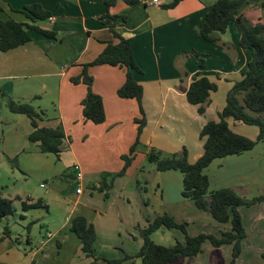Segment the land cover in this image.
<instances>
[{
	"label": "crops",
	"instance_id": "1",
	"mask_svg": "<svg viewBox=\"0 0 264 264\" xmlns=\"http://www.w3.org/2000/svg\"><path fill=\"white\" fill-rule=\"evenodd\" d=\"M169 1L171 0H160V5L157 6L117 0L109 8V13L126 16L125 21L117 22L116 30L130 39L135 63L141 71H135L133 75L143 87L142 105L146 124L136 152L142 151L146 155L148 149L154 147L163 152L174 153L185 147L189 162H193L203 150L199 130L208 119L217 120V113L224 106L227 93L233 82L240 77V70L250 60L251 54L248 49L238 45L240 32L234 23L219 34L218 42L232 56L226 55L227 52L218 44H214L218 47L208 50L202 48L206 43L199 36L198 29L202 26L207 7L215 0H182L172 8H164L162 5ZM0 3L3 7L0 18L3 20L11 17L32 23L23 13L10 8L20 9L30 3H39L50 12L49 17H53L52 20L48 17L44 23L37 21L34 24L54 30L56 38L28 30L31 37L29 42L5 52L0 51V80L24 78L26 86L17 95L23 101L38 100L35 107L46 113L43 119L38 120L39 126H60L65 132L60 158L55 157L59 161L58 165L50 157V153L41 152L36 142L30 143L28 134L32 126L26 115L19 114L10 134L5 133L1 137L5 158L11 162L10 159L18 157L20 176H33L38 184L29 186L26 190L15 189L11 192L7 191L8 188L3 189L7 187L6 184L1 187L4 197L18 198L13 201L14 213L5 217V224L10 227V236L3 235V225L0 227V264H89L91 258L85 256L79 239L69 229L71 219L76 215H83L94 225L96 240L93 247L97 257L117 258L121 256V250L128 254L136 253L142 244L138 227L146 226V219L151 216L143 217L141 214L142 206H150L149 199H144V204L136 199L137 204L131 206L129 193L122 186L123 178L130 175L133 162L125 174L116 177L110 188H107L109 179L102 180V175L118 171L122 167L121 150L115 153L117 158L112 166H104L109 161L106 158L101 159L104 164L95 166L85 161L72 145L74 138L81 145L90 140L109 147L117 145L122 138L124 121L129 119L135 124L134 118L138 115L134 99L120 98L117 95V89L124 81L123 69L110 65H97L88 69L93 79L92 90L103 100L105 121L100 124L82 117L81 101L87 92L86 85L70 81V77L80 73L81 64L97 56L105 42L113 38L100 19L105 11L104 0H0ZM253 8L257 12H252ZM238 14L250 21L256 18L257 21L253 20L252 23L258 22L259 18L263 19L261 0L244 3ZM193 43L199 44L196 52L201 55L177 64L176 54L190 51ZM228 44L231 45L230 49ZM200 58L205 64L200 75L208 76L217 84V89L210 93V101L204 114H199L197 106L190 104L185 96L192 77L199 71ZM2 87H8V92L15 94L11 83L2 84ZM220 90L222 93H219ZM44 95L50 97V103L55 107L54 116L48 117L47 108L39 102ZM234 122H238L233 123L235 126H241V121ZM235 131L244 134L241 130ZM74 132L82 135L72 134ZM259 146L262 149L258 155L254 149ZM74 164H78L82 170L80 192H76L78 184L72 167ZM10 170L13 172L12 168ZM161 172L165 174L162 181L154 182L158 193L155 203L160 206V212L171 214L179 222L187 217L197 221L201 230L191 232L188 224L187 232L190 235L200 232L219 235L221 230L230 228L229 222H217L209 213L194 209L192 200L181 196V173H175L176 170ZM204 172L209 177L210 190L230 187L247 198L250 182L259 180L264 173V143L259 141L251 150L238 155L214 159ZM28 179L25 178V182ZM73 183L74 188L70 187ZM178 183L180 188L177 192H172V186ZM85 186L88 188L87 192ZM105 190L107 198L103 196ZM37 199H41L46 207L21 209L22 201L31 203ZM238 209L246 238L241 242V253L236 264H264V256L261 254L264 252V201ZM11 219L25 228L32 222L25 242L12 232L9 226ZM33 224H38L41 229L36 240V236L31 234ZM161 229L163 228L151 235L156 243H162L158 242L161 239ZM15 232L18 233V230ZM183 238L180 231L175 239ZM253 247L259 249V252ZM231 248L230 244L213 247L205 241L201 252L193 259L180 258L170 264H219L220 261L228 264ZM136 259L138 261L135 260L133 264H140V260Z\"/></svg>",
	"mask_w": 264,
	"mask_h": 264
},
{
	"label": "trees",
	"instance_id": "2",
	"mask_svg": "<svg viewBox=\"0 0 264 264\" xmlns=\"http://www.w3.org/2000/svg\"><path fill=\"white\" fill-rule=\"evenodd\" d=\"M117 0H104L105 11L100 16L112 34V40L105 42L102 51L92 60L81 64V71L77 76L70 77L74 84L83 83L87 92L81 101V114L86 120L95 124L105 121V110L101 96L92 90V76L88 73L89 67L97 65L117 66L123 69L124 81L117 89L120 98L134 99L138 107V115L134 118L136 134L127 154L121 155L122 167L115 172H105L102 180H108V187L112 185L115 177L125 174L135 157L137 145L143 127L146 124V116L142 105L143 87L138 83L133 72H141L137 67L131 49L130 39L121 35L116 30L119 20L125 21V15L110 14L109 8ZM135 3L137 0H126ZM182 0H171L163 4L164 8H172ZM250 0H215L207 7L202 26L198 29L199 36L207 42H219V34L225 32L227 27L234 23L240 32L238 45L248 49L251 54L250 60L240 70V77L233 82L227 93L225 104L217 113V120L208 119L199 130V138L203 139V150L201 155L193 162L188 160V152L185 147L171 153L170 156H162V151L150 147L146 152L149 162L154 163L156 170L168 171L178 170L181 173V196L192 200L196 208L202 212L209 213L217 222L230 223L228 230H221L219 235L200 232L190 235L187 232L186 221H177L171 214L160 212L153 217L147 218L146 226L140 228L139 235L142 244L134 254H128L121 250V256L117 258L97 257L94 254V242L96 231L94 225L83 215H76L71 219L69 229L73 232L81 244V250L85 256L91 258L89 264H133L138 258L140 264H170L180 258H194L202 250L203 243L208 241L213 247L231 245V258L228 264H236V259L241 253V242L246 238L242 217L239 212L241 206H251L264 201V193L246 198L238 194L230 187L209 189V177L204 169L217 158L229 155H238L251 150L258 141L264 143V120L260 114L264 112V24L260 21L249 24L246 18L238 14L240 7ZM264 7V0H261ZM11 10L23 13L32 23L23 22L14 18H0V51L5 52L23 45L31 40L28 30L35 31L49 38H56V32L43 28L35 22L46 20L50 16L48 10L43 9L39 3H30L20 9ZM3 7L0 3V14ZM182 52V51H181ZM194 57L201 55L192 50ZM205 67L204 60L198 62L197 75L192 77L185 91L186 100L197 106V112L204 114L206 106L210 101V93L217 89V84L206 75H200V70ZM3 94V92H1ZM8 109L15 114L26 115L32 126L28 134L30 142H36L39 150L44 153L53 154L60 158L61 145L65 138L62 127L39 126L38 120L46 116L44 110L31 105L28 101L7 99ZM229 119L241 121L248 125L257 127L256 138H250L241 134L230 126ZM102 191V188H99ZM104 198L108 197L105 190ZM16 199L18 197H15ZM14 198V199H15ZM4 197L0 191V222L14 213L13 201ZM22 210L29 208L46 207L41 199L31 203L22 201ZM28 223L27 229L30 228ZM160 228L178 229L183 233V240L176 239L172 244L165 245L152 240L153 232ZM3 235L10 236L8 225L3 227ZM2 237V236H1ZM264 256V252H261Z\"/></svg>",
	"mask_w": 264,
	"mask_h": 264
},
{
	"label": "rangeland",
	"instance_id": "3",
	"mask_svg": "<svg viewBox=\"0 0 264 264\" xmlns=\"http://www.w3.org/2000/svg\"><path fill=\"white\" fill-rule=\"evenodd\" d=\"M262 6V5H261ZM263 7V6H262ZM264 8V7H263ZM257 9V8H256ZM258 10V9H257ZM256 10L253 8L252 12H255ZM252 12L251 15H252ZM257 12V11H256ZM246 18V17H244ZM16 20H19L17 18H15ZM247 19V18H246ZM257 21V19H251L247 21L249 22V24H253L252 21ZM40 23H44L45 20H39ZM38 21V22H39ZM260 21L263 22L264 24V17L263 19L261 18ZM174 41V45H175ZM206 43V46H202V48H205L206 50L210 49L211 47H218L217 45L214 44H218L223 48V44H220L218 42L213 43V42H207L204 41ZM194 46H191L190 51H182L179 52L178 54H176L175 59L177 60V64L182 62L185 63V61H190L188 60L189 58H196L193 56V54L191 53L192 50L196 51V48H199V44L197 43H193ZM228 48H231V45L228 44ZM224 52L226 55H231L232 53L229 50H226V48H223ZM217 53V52H216ZM215 53V54H216ZM1 55V54H0ZM232 56V55H231ZM2 72V71H0ZM9 84L11 83V85L15 88V94H11L8 92V87H2V84ZM26 81H24V78L22 77H17L16 79H2L0 80V140L3 134H10V130L11 127L16 123V119L17 117H20L19 114H15L12 113L8 107H7V99L9 97H11L14 100H20L23 101L22 99H20V97H18L17 94H20V91H23V89L26 86ZM3 92V94L1 93ZM219 93H222V90H220ZM50 97H47L46 95H44L43 97L40 98L41 104H43V106H45V108H47L48 111V117L54 116V105H52L50 103L51 99H49ZM31 103V105H33L34 107L36 106V104H38V100H25ZM52 102V101H51ZM215 115V113H213ZM139 116V115H137ZM260 117L264 120V112L260 114ZM238 123V122H234L232 119H229V124L231 125V127L234 130H241L242 132H244V134H246L247 136H249L250 138H256V133H257V127L254 125H248L242 122H239L241 126H235L234 124ZM123 128H122V138L119 141V143L117 145H114L112 147H109L108 145H101V144H95L94 141L90 140V141H85L83 145H81V143L79 142V140L76 138H74L75 141H73L72 145L75 148L76 152L81 155L85 161H89L92 164H94L95 166L100 165V164H104L101 159H108V164H104V166H112L114 159L117 158V156H115V153L117 152V150H121V154H127L128 153V147L130 145V143L134 140L135 137V133H136V124H132L131 120H127L124 121L123 123ZM71 136L72 134H76L74 133H69ZM76 135H82V133H77ZM259 142V141H258ZM31 143V142H30ZM65 145V142H64ZM61 147H63V144L61 145ZM142 148V146H141ZM2 143L0 141V191H2L1 187L3 184H6L7 187H3V189L6 190L8 192L14 191L15 189L18 190H26L28 189L29 186H36L38 184V182H36L35 178L33 176H20L21 175V168H20V162H19V158H15L14 159H10L11 162L9 160H7L5 158V156L2 153ZM261 149L262 146L256 147L254 149V152L256 154H261ZM137 150V148H136ZM142 150V149H140ZM171 153L169 152H163L162 151V156H170ZM55 161H56V165H58L59 161L55 158V156H53L51 154V156ZM132 170L131 172L128 174L129 176H126L125 178H123V185L124 189L126 190L127 193H129V198L131 199V202L129 205L134 206L136 205V199L143 203V200L145 199H149L150 202V206L145 208L144 206H142V216L146 217L148 215H150L151 217H153L155 214L160 212V206L157 205L155 203L156 197L158 196V193L155 191V187L156 184L154 182H156L157 180L162 181V177L165 175L163 174L164 172L158 171L155 168L154 163L149 162L147 156L145 155V153H143L142 151L140 152H136V156L134 161L132 160ZM123 163V160H122ZM12 171L11 172V168ZM166 172V171H165ZM167 173V172H166ZM175 173H180L178 170H176ZM264 173L262 174V177L259 180H253L250 182L249 184V190H248V196L247 198H251L254 196H257L261 193H264V178H263ZM118 177V176H117ZM25 178L28 179L27 182H25ZM116 178V177H115ZM114 178V179H115ZM101 180V179H100ZM102 182V181H101ZM138 182V183H137ZM162 183V182H161ZM92 184V183H91ZM155 184V185H154ZM14 185H16L15 187H13ZM75 183H73V185H71L70 187L74 188ZM146 186V188H145ZM180 186V184L178 183V185H174L172 186V192H177L178 191V187ZM91 187V185L89 186ZM85 191L87 192L88 188L85 186L84 187ZM145 190H147V192H145ZM194 209L199 210L198 208H196L195 206H193ZM205 213V212H204ZM192 216V215H191ZM175 218V217H174ZM185 218V217H184ZM194 218V217H192ZM16 219L18 220V216L16 215ZM176 220H178L177 218H175ZM195 219V218H194ZM5 218L0 222V227L1 225H5ZM186 221L189 225H188V230H190L191 232H198V230H201L199 223L197 221H194L193 219H191V217H187ZM9 226H11L12 232L17 235L16 237L20 238L22 242H25V236L27 235L26 233L28 232V229L19 225L17 222L14 223L11 219V222L9 223ZM10 229V227H9ZM18 230V233H16L15 231ZM31 234L32 236H36L35 240L37 237H39L40 235V227L38 224H33L32 228H31ZM159 235H161V239L158 242H162L160 244H165V245H169L172 244L176 239V236H178L180 234V231L178 229H161L159 231ZM179 240V239H178ZM22 245H24L23 243H21ZM254 248V247H253ZM206 249V246H205ZM254 250L256 252H259V249L257 250V248H254ZM206 251V250H205ZM259 255V254H258ZM54 257V256H52ZM62 257V255H61ZM61 259V258H60ZM189 259H193V258H189ZM136 261H138L137 259H135ZM134 260V261H135ZM60 261V260H59ZM190 262H192V260H189ZM194 263V262H192ZM219 264H223V261H220Z\"/></svg>",
	"mask_w": 264,
	"mask_h": 264
},
{
	"label": "built area",
	"instance_id": "4",
	"mask_svg": "<svg viewBox=\"0 0 264 264\" xmlns=\"http://www.w3.org/2000/svg\"><path fill=\"white\" fill-rule=\"evenodd\" d=\"M137 1L143 5H157V6L160 5V0H137ZM49 19L52 20L53 17H49ZM72 167H73V170L75 173V181L78 184V186L76 188V192H80L81 191V185L79 183L82 179V170L78 164H74Z\"/></svg>",
	"mask_w": 264,
	"mask_h": 264
}]
</instances>
